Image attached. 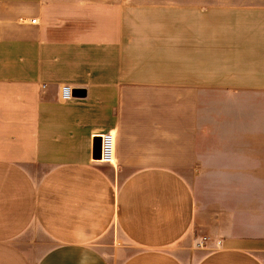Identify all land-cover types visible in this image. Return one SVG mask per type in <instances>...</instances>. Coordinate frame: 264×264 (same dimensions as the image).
<instances>
[{"label":"crops","instance_id":"0c3cea01","mask_svg":"<svg viewBox=\"0 0 264 264\" xmlns=\"http://www.w3.org/2000/svg\"><path fill=\"white\" fill-rule=\"evenodd\" d=\"M152 4L0 0V264H264V0Z\"/></svg>","mask_w":264,"mask_h":264},{"label":"rangeland","instance_id":"374dc122","mask_svg":"<svg viewBox=\"0 0 264 264\" xmlns=\"http://www.w3.org/2000/svg\"><path fill=\"white\" fill-rule=\"evenodd\" d=\"M145 1L146 5L147 2H149L150 10L153 9V2H157L158 0H117V4L119 7L121 6H128L133 7L135 10L134 15V22H141L142 21V15L138 13V10H141L142 2ZM150 21H153V16H150ZM217 179L213 180L211 178H208L207 176H198V179H192V183L197 186V192L200 196V200L206 205L205 207L211 208V207H221V176H215ZM190 178H192L190 176ZM213 182V184H212ZM212 184V185H211ZM214 216H217V214H214ZM204 233H200L201 239L204 238ZM200 239V240H201ZM38 241V240H37ZM40 246V245H39ZM55 246V244H54ZM42 251V249H39ZM31 257L35 260H40L43 257V254L39 252L38 254L31 255Z\"/></svg>","mask_w":264,"mask_h":264},{"label":"built area","instance_id":"2783aa9c","mask_svg":"<svg viewBox=\"0 0 264 264\" xmlns=\"http://www.w3.org/2000/svg\"><path fill=\"white\" fill-rule=\"evenodd\" d=\"M36 20H32L31 23H35ZM46 87L45 85L43 86ZM76 98V93L74 88L69 85H63L60 88V100L61 102H70ZM101 138V158L100 162L104 164H114L115 163V151H116V137L113 132H107L98 136ZM210 241L209 237H204L197 244V247L203 248L207 242ZM220 242L217 243L220 246Z\"/></svg>","mask_w":264,"mask_h":264},{"label":"water","instance_id":"95a60500","mask_svg":"<svg viewBox=\"0 0 264 264\" xmlns=\"http://www.w3.org/2000/svg\"><path fill=\"white\" fill-rule=\"evenodd\" d=\"M94 157L97 160H99L101 158V138L100 137H97L95 139Z\"/></svg>","mask_w":264,"mask_h":264}]
</instances>
